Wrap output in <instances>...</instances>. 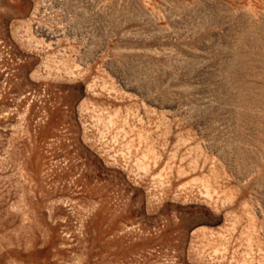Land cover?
I'll return each mask as SVG.
<instances>
[{
  "label": "rangeland",
  "instance_id": "374dc122",
  "mask_svg": "<svg viewBox=\"0 0 264 264\" xmlns=\"http://www.w3.org/2000/svg\"><path fill=\"white\" fill-rule=\"evenodd\" d=\"M0 264H264V0H0Z\"/></svg>",
  "mask_w": 264,
  "mask_h": 264
}]
</instances>
